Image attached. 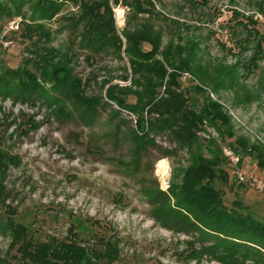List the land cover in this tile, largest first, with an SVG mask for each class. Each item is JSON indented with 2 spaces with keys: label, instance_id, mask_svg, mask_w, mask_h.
<instances>
[{
  "label": "rangeland",
  "instance_id": "1",
  "mask_svg": "<svg viewBox=\"0 0 264 264\" xmlns=\"http://www.w3.org/2000/svg\"><path fill=\"white\" fill-rule=\"evenodd\" d=\"M0 2L12 8V14L2 15L0 21V77L6 69L18 66L38 76L33 64L36 57L31 53L35 50L31 42L38 33L33 30L32 34L23 35L24 26L31 22L29 5H23L20 15H16L11 2ZM109 2L115 34L123 42V61L112 48L97 53L93 59H86V50L78 49L80 38L72 35L68 18L81 14L79 2H67L52 18L43 20L50 39L42 47L52 50L51 61L56 62L59 56L70 57L73 78L90 100L88 106L95 105V112L84 111L86 103L78 102L65 105L70 115L61 116L39 93L28 97L20 96L14 89L0 93V160L2 153L7 154L3 160L7 167L3 178L5 206L14 210V218L42 240L67 239L71 229L86 245L94 243L95 236L111 239L119 253L109 264H219L212 255L200 252L208 244H201L192 229L185 231L184 225H180L181 229L170 230L152 217V211L160 205L152 203L155 197L148 196L149 192H166L173 169L185 166L188 155L182 149L165 157L150 148L139 161L130 157L131 141L126 133L134 125L135 117L109 101L105 91L109 85L107 77L115 76L114 70L121 66H128L121 32L131 9L125 1ZM150 3L167 18H157V24H162L166 32L182 31L184 39L188 36L197 42L204 62L243 65H238L239 87L220 89L211 97L229 111L236 134L264 144V0ZM144 18L146 15L131 18L130 27ZM163 40H167V34ZM71 50L76 53L74 56ZM253 55L256 59L251 60ZM186 79L183 78L185 86L189 84ZM38 81L50 89L43 77L38 76ZM247 94L251 95L250 100L246 99ZM204 129L223 148L233 140H221L210 126ZM199 135L205 136L201 132ZM156 140L164 148L169 147L165 138ZM8 157H14L13 162ZM161 160L167 161L166 173L158 165ZM240 166L264 179V170L252 157H243ZM227 169L226 184L216 182L223 191L225 204L230 207L233 200H239L254 216L264 220V189L257 190L246 182L239 184L231 174L230 164ZM2 207L1 214H8L6 207ZM9 241V237L0 234V255Z\"/></svg>",
  "mask_w": 264,
  "mask_h": 264
},
{
  "label": "trees",
  "instance_id": "2",
  "mask_svg": "<svg viewBox=\"0 0 264 264\" xmlns=\"http://www.w3.org/2000/svg\"><path fill=\"white\" fill-rule=\"evenodd\" d=\"M6 1L14 6L16 15H20L23 5H29L31 22L24 26L23 35L33 30L38 33L35 40L31 39L35 49L31 53L36 57L33 64L38 76L50 83V89L41 85L34 72L18 66L6 69L0 77V93L11 89L22 97L39 93L61 116L70 115L65 105L78 102L86 103L84 111H94L95 105L88 106L90 100L82 94L79 81L73 78L70 57L59 56L56 62L51 61L52 50L42 47L50 39L43 20L52 18L67 2H79L81 14L68 18L72 35L80 38L78 49L86 50V59H93L97 53L112 48L123 61V42L115 34L109 0ZM125 4L131 9L121 32L128 66H121L114 70L115 76L107 77L105 97L135 117L134 125L126 133L131 141L130 157L139 161L150 148L165 157L182 149L188 155L185 166L173 169L166 192L159 189L149 192L148 196L155 197L152 203L160 205L152 211L153 219L170 230L181 229L180 225H184L185 231L192 229L201 244H208L200 252L212 255L219 264H264V220L254 216L239 200H233L228 207L223 191L216 186V182L226 184L229 178L230 163L225 150L239 157V165L243 157L249 156L264 170V144L236 134L229 111L211 97V93L217 94L220 89H237L238 67L243 65L204 62L198 54L197 42L188 36L184 39L182 31L166 32L162 24H157V18H167L150 5V0H126ZM11 14L12 8L0 2V21L2 15ZM139 15H146L145 20L130 27V19ZM72 47L71 43L69 48ZM71 53L76 54L74 50ZM183 78H187L188 85H184ZM245 96L251 99V95ZM206 125L221 140L233 138L229 146L223 148L204 132ZM200 132L205 136L200 137ZM157 137L165 138L169 147L158 144ZM6 155L2 153L3 160ZM7 159L13 162L14 157ZM3 160H0V234L10 241L0 255V264H109L118 257L115 243L102 236H95L91 245L82 243L72 229L67 239L37 238L28 226L14 218V210L5 206L3 178L7 167ZM2 206L8 214H1Z\"/></svg>",
  "mask_w": 264,
  "mask_h": 264
},
{
  "label": "built area",
  "instance_id": "3",
  "mask_svg": "<svg viewBox=\"0 0 264 264\" xmlns=\"http://www.w3.org/2000/svg\"><path fill=\"white\" fill-rule=\"evenodd\" d=\"M117 2H123L126 0H116ZM117 8H115L116 10ZM122 9V8H121ZM123 11V10H122ZM225 154L229 156V163L231 166V174L237 178L240 182L249 183L253 188L257 190L264 189V179L261 175L253 170H244L239 165V157L233 154L230 150H225Z\"/></svg>",
  "mask_w": 264,
  "mask_h": 264
},
{
  "label": "bare ground",
  "instance_id": "4",
  "mask_svg": "<svg viewBox=\"0 0 264 264\" xmlns=\"http://www.w3.org/2000/svg\"><path fill=\"white\" fill-rule=\"evenodd\" d=\"M158 165H159L160 169L163 171V173H166L167 172L168 164H167V161L166 160L159 161Z\"/></svg>",
  "mask_w": 264,
  "mask_h": 264
}]
</instances>
